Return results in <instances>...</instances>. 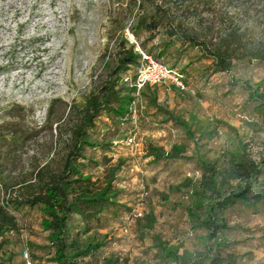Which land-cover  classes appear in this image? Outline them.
Returning a JSON list of instances; mask_svg holds the SVG:
<instances>
[{
    "label": "rangeland",
    "instance_id": "rangeland-1",
    "mask_svg": "<svg viewBox=\"0 0 264 264\" xmlns=\"http://www.w3.org/2000/svg\"><path fill=\"white\" fill-rule=\"evenodd\" d=\"M157 9L208 50L225 48L232 54L228 73L213 75L206 86L204 80L187 77L185 91L169 82L137 88L139 63L120 69V45H133L136 53L142 50L139 44L148 34L136 37L133 30L140 21L149 22ZM163 38L159 34L154 42ZM154 42L148 41L147 49ZM199 50H189L179 62L171 53L156 59L154 48L152 53L142 51L181 71L190 60L196 61ZM253 52L264 55V0H0V207L16 217L19 228V236L10 237L0 251V264H26L24 250L32 264H55L47 247L27 244L46 245L37 212L24 221L13 203L28 194L29 185H38L37 173L48 176L62 170L74 126L83 124L92 113L91 103L101 102L111 90L126 100L122 119L102 110L83 138L109 144L107 156L113 163L124 160L115 181L125 190L123 205L115 220L75 216L64 234L66 254L94 246L77 264H170L164 248L176 247L180 253L205 244L186 216L197 201L188 185L199 186L204 171L179 161L155 169L144 156L148 146L168 152L183 145L187 156L217 167L222 150L238 139L249 144L256 160L264 156V125L258 114L232 109L234 102H243L240 96L223 100L216 95L220 102L213 98L227 75L253 86L264 79V59H252ZM152 94L167 110L187 118L192 137L172 123H156L146 116V96ZM226 222L228 229L217 242H234L229 249L237 264H264L260 233L254 231L264 226V217L233 216Z\"/></svg>",
    "mask_w": 264,
    "mask_h": 264
},
{
    "label": "trees",
    "instance_id": "trees-1",
    "mask_svg": "<svg viewBox=\"0 0 264 264\" xmlns=\"http://www.w3.org/2000/svg\"><path fill=\"white\" fill-rule=\"evenodd\" d=\"M147 33L145 42L139 46L143 51L152 53L157 50L156 59L167 54H173L174 62H179L188 54L189 50L199 48L196 61L189 63L179 71L185 78L204 80L203 85L209 84V79L219 73H228L230 69V53L225 48L210 51L203 42H199L194 35L187 34L168 22L160 10L149 22L140 21L133 30L134 36ZM159 34L164 38L161 42H154ZM154 42L147 49V42ZM227 48V47H226ZM252 59L262 60L264 55L253 52ZM202 60H211L210 64H202ZM120 69H126L140 62V56L134 51L133 45H120L117 59ZM199 63L201 64L199 66ZM210 85V84H209ZM217 88L213 96L216 101L231 99L240 96L243 102L233 103L232 109L245 114L248 109L258 114L259 122L264 125V79L257 84L250 85L247 81L228 76ZM238 93V94H237ZM218 97H217V96ZM148 100L146 116L156 123H172L176 128L184 131V136L192 137L187 121L175 111H169L158 104L157 97L152 94L146 96ZM231 101V100H229ZM126 107V100L118 97L113 90L101 102H92V113L83 119V124L75 125L72 131L73 145L65 157L62 170L58 174L37 173L38 185H29L28 194L22 199L15 200L13 210L20 213L25 221L27 214L36 211L37 221L41 231L46 234V245H37L27 242L32 247L46 249L52 253L51 261L55 264H77L79 259L89 255L94 246H87L69 256L66 254V240L64 238L67 225L72 223L75 216L84 221L93 219L115 220L120 215V200L125 190L119 189L116 184L117 173L121 170L124 160L118 158L114 163L112 157L107 156L109 144H94L84 138L85 129L93 128L94 120L102 110H105L113 119L120 115L122 119ZM122 125H124L122 123ZM230 130L234 128L227 126ZM84 137V138H83ZM183 145H174L168 152L162 148L148 146L145 158L147 164L153 168L166 169L175 162L191 163L204 171L199 186L188 185L191 194L197 197L193 206L186 210L187 220L195 233H201L205 239L202 246L196 245L192 250L182 248L179 253L176 247L164 248L166 259L170 264H237L235 254L230 251V244L234 242H217V236L224 237L228 229L226 218L264 217V156L258 160L253 158L249 144L237 140L235 146L221 152L219 166L209 165L194 156H187ZM100 167L103 169L95 175ZM155 177H153V180ZM191 183L189 179H187ZM16 199V198H15ZM27 224L24 223V227ZM30 235L36 233L28 228ZM201 231V232H200ZM259 232L258 245L264 247V226H255ZM19 228L16 217L0 207V251L8 244L10 237H18ZM209 241L215 244L208 246ZM97 248V247H94ZM104 264H118L117 260H107Z\"/></svg>",
    "mask_w": 264,
    "mask_h": 264
},
{
    "label": "built area",
    "instance_id": "built-area-1",
    "mask_svg": "<svg viewBox=\"0 0 264 264\" xmlns=\"http://www.w3.org/2000/svg\"><path fill=\"white\" fill-rule=\"evenodd\" d=\"M133 42L132 38L131 43ZM137 54L140 56L136 72L137 88L169 82L173 83L180 91L186 90L185 77L178 70L167 67L142 50L137 49ZM22 258L26 264H32L26 250L22 252Z\"/></svg>",
    "mask_w": 264,
    "mask_h": 264
},
{
    "label": "crops",
    "instance_id": "crops-1",
    "mask_svg": "<svg viewBox=\"0 0 264 264\" xmlns=\"http://www.w3.org/2000/svg\"><path fill=\"white\" fill-rule=\"evenodd\" d=\"M158 102V101H157ZM159 104V103H158ZM160 105H162V104H160ZM163 106V105H162ZM191 108H192V106H190ZM176 113H178L177 111H176ZM179 114V113H178ZM180 115V114H179ZM181 116L187 121V118H185L182 114H181Z\"/></svg>",
    "mask_w": 264,
    "mask_h": 264
}]
</instances>
